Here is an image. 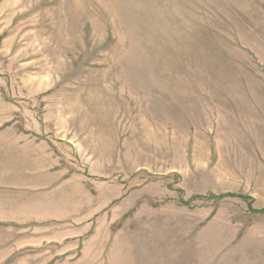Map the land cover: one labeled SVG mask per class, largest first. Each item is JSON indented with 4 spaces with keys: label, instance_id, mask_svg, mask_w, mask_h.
<instances>
[{
    "label": "rangeland",
    "instance_id": "rangeland-1",
    "mask_svg": "<svg viewBox=\"0 0 264 264\" xmlns=\"http://www.w3.org/2000/svg\"><path fill=\"white\" fill-rule=\"evenodd\" d=\"M0 264H264V0H0Z\"/></svg>",
    "mask_w": 264,
    "mask_h": 264
}]
</instances>
